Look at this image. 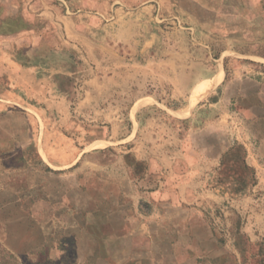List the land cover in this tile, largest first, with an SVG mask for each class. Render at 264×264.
Segmentation results:
<instances>
[{"label": "rangeland", "instance_id": "rangeland-1", "mask_svg": "<svg viewBox=\"0 0 264 264\" xmlns=\"http://www.w3.org/2000/svg\"><path fill=\"white\" fill-rule=\"evenodd\" d=\"M10 21L22 31H1ZM0 54L27 68L21 85L0 95V180L40 199L23 202L24 211L61 216L65 193L74 215L83 170L125 179L128 150L178 145L170 113L186 96L176 89L198 77L191 106L212 89L207 116L228 122L258 164L246 172L245 198L203 197L226 242L195 250L199 259L188 264H264V0H0ZM175 61L182 75H169ZM134 103L139 130L129 115ZM54 258L59 264L63 254ZM47 261L43 252L37 264Z\"/></svg>", "mask_w": 264, "mask_h": 264}, {"label": "crops", "instance_id": "crops-1", "mask_svg": "<svg viewBox=\"0 0 264 264\" xmlns=\"http://www.w3.org/2000/svg\"><path fill=\"white\" fill-rule=\"evenodd\" d=\"M3 24V32L17 33L24 27L18 21ZM174 64L169 75H182V67L176 61ZM26 69L0 54V95L8 92L9 83L19 85L17 76ZM200 81L191 78L177 86L176 90L186 96L170 113L178 145L158 151L144 147L143 155L136 146L128 150L132 157L126 164L125 179L106 178L99 173L88 178L83 170L77 181L79 207L74 215L69 207L70 196L65 193L62 200L68 204H63L61 216L48 212L45 219L33 208L24 211L21 204L38 203V194L28 193L22 185L21 190L13 192L17 184L0 180V264H5L4 257L14 264H37L43 252L48 264H54L59 251L63 254L59 264H188L199 259L195 250L212 252L217 245L222 246L226 240L218 237L210 221L212 211L204 208L203 197L208 192L223 203L245 198L246 187L252 181L246 172L255 169L258 161L247 150L236 148L239 145L228 122L207 116L214 105L203 104V99L208 102V97L214 95L212 89L191 106L192 92ZM137 105H132L129 115L139 130ZM144 132L151 134L147 128ZM222 135L228 137L227 141L215 142ZM256 153L263 155L259 150ZM82 160L80 156V167ZM8 203L20 206L7 209ZM234 233L230 231L231 236ZM56 234L62 239L61 247L51 244ZM69 241L72 247L65 246ZM209 243L214 246L209 247Z\"/></svg>", "mask_w": 264, "mask_h": 264}, {"label": "trees", "instance_id": "trees-1", "mask_svg": "<svg viewBox=\"0 0 264 264\" xmlns=\"http://www.w3.org/2000/svg\"><path fill=\"white\" fill-rule=\"evenodd\" d=\"M236 148L243 150L242 147H240V146H238V147H236Z\"/></svg>", "mask_w": 264, "mask_h": 264}]
</instances>
